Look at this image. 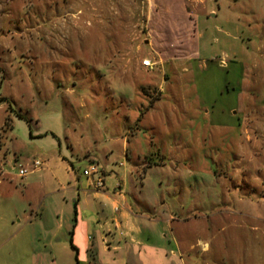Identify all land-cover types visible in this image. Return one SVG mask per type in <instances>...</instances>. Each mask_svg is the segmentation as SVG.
I'll return each instance as SVG.
<instances>
[{
	"label": "rangeland",
	"instance_id": "rangeland-1",
	"mask_svg": "<svg viewBox=\"0 0 264 264\" xmlns=\"http://www.w3.org/2000/svg\"><path fill=\"white\" fill-rule=\"evenodd\" d=\"M145 1L0 0V264H77L67 233L59 244L44 234L56 215L72 226L90 156L110 191L144 176L153 192L126 204L139 225L159 214L170 242L171 216L172 229L198 244L180 254L187 264H264V0L196 5L197 57L177 54L159 29L188 23L183 0H151L173 8L147 30ZM156 98L135 131L140 101ZM30 129L48 135L32 140ZM59 142L69 145L63 154ZM34 161L45 168L19 179L13 166ZM27 181V214L40 215L24 226L13 215ZM63 187L75 194L66 202ZM104 215L98 224L112 236L113 214Z\"/></svg>",
	"mask_w": 264,
	"mask_h": 264
},
{
	"label": "crops",
	"instance_id": "crops-1",
	"mask_svg": "<svg viewBox=\"0 0 264 264\" xmlns=\"http://www.w3.org/2000/svg\"><path fill=\"white\" fill-rule=\"evenodd\" d=\"M198 4L204 3L202 0H183L179 3V7H177L179 15H181V19L183 20L187 18L188 23L184 21V25L182 27H178L176 31L171 33L169 28H165V26L163 27L162 24L159 26L160 31L164 35L167 37H170V35L173 36V40L176 43L174 45L175 51L180 56L197 57L199 55L200 34L194 35L196 28L194 19H197L198 17L192 13ZM171 8L173 7H170L167 3L162 1L152 2L151 0H146L143 2V9L146 14L145 29L147 30L151 24L153 26L155 25V21L157 20L156 17L154 21L152 20L153 15L165 16L167 12H170ZM158 103L159 99L156 98V101H152L146 107L144 101H140L138 113L133 117V120L136 122L134 124L135 131L139 130L140 122L144 119L145 115L148 114L149 110L155 108ZM35 123L37 125L38 121ZM47 135L48 132L34 135L31 132V129L29 130V138L32 140L41 139ZM50 136L54 139L57 138V136L52 133ZM65 140L68 141L67 137H65ZM58 147L60 149L62 148V144L60 142ZM68 148L69 145L66 143V147L62 149L67 151ZM62 149L60 150L61 154H63ZM125 157L127 158V155H125ZM14 159L18 160V157H15ZM92 159L94 158L91 156L87 158L88 164L92 161ZM97 164L102 171V187L99 189L93 188V180L86 178L83 183V188H78L76 193L77 201L73 204L72 226L70 224V218L64 220L63 217L61 218L59 215H56V218H58V224L56 227L54 229L52 227L51 229L45 231L44 235L47 242L46 244H59V242L62 241L61 239H64L65 234L67 233L70 236L69 243L75 252L77 264H187L185 260L182 259L181 255L183 253H190L198 244H190L186 242V240H184L185 238L181 236L180 231L172 229V225L169 222L172 220L171 216L166 220H163V222L165 221L166 226L169 228L168 230L170 232L172 242L166 238L163 229L155 220V216H160L159 214H152V219L151 216H149L150 219H146L144 225H139L137 221V213L131 206L126 204V200L129 195H135L137 196V199L140 198L141 200H144L145 197L143 196V192H147L148 194L153 192L144 176L140 179L129 180V178H126L118 181L115 185H113L110 191L108 186L111 185V182L107 178L108 172L102 165L99 163ZM43 165L45 168L46 165L44 162ZM146 167L148 168V166ZM44 168L38 171H41ZM135 170L136 168L128 167L130 174H133V171ZM20 185L21 200L18 201L19 205L16 206L17 212H14L13 217L16 218L19 216L21 217V220L23 217L24 226H27L31 225L32 220L40 215V213L32 214V211H30L27 214V210H31L30 208L33 206V202L31 198L29 199L23 195V192L28 188V186H30V184L27 181L21 183ZM137 185H139V187H137ZM59 192L60 191H58V193ZM61 193V200H64L65 202L66 199H64V196L66 193L73 195L65 187L62 188ZM147 198V207H152V196ZM108 210H110L113 214L112 219L110 220L111 224L109 225L113 233L112 236H110V232L107 230V235L103 236V226L105 225H99L98 222L100 216L105 214L104 218L106 217ZM156 211L157 210L155 209V212ZM17 222H20V219ZM59 233H61V237H58ZM55 241L56 243H54ZM199 242L200 241H198V243ZM202 245L203 250L208 251L207 244L204 243ZM169 247L173 250L168 252L167 249ZM172 251H175L178 254V260H175V262H173L172 258L175 254ZM225 254H227L226 251ZM170 255L172 257H170ZM226 257L227 256L225 255V258Z\"/></svg>",
	"mask_w": 264,
	"mask_h": 264
},
{
	"label": "built area",
	"instance_id": "built-area-1",
	"mask_svg": "<svg viewBox=\"0 0 264 264\" xmlns=\"http://www.w3.org/2000/svg\"><path fill=\"white\" fill-rule=\"evenodd\" d=\"M153 65L154 64L147 59H144L142 61V66L149 70L152 69ZM221 66H224V64L222 63ZM13 167L17 169V177L19 179H25L29 174L40 170L42 167V163L39 161H34L32 162L30 168L24 167L23 165L20 164H17ZM82 175L87 179L93 180L92 182L93 188L99 189L102 187V171L99 165L94 161L89 162V164L83 169Z\"/></svg>",
	"mask_w": 264,
	"mask_h": 264
},
{
	"label": "trees",
	"instance_id": "trees-1",
	"mask_svg": "<svg viewBox=\"0 0 264 264\" xmlns=\"http://www.w3.org/2000/svg\"><path fill=\"white\" fill-rule=\"evenodd\" d=\"M3 100H5V99H3ZM8 108H9V110L11 111L12 110V108H11V106L10 105H8ZM13 111V110H12ZM18 118H20V119H24V117L22 116V115H20L19 113H16L15 114ZM25 120V119H24Z\"/></svg>",
	"mask_w": 264,
	"mask_h": 264
}]
</instances>
